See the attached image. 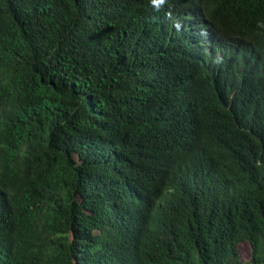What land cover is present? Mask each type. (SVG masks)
Here are the masks:
<instances>
[{
	"label": "trees",
	"instance_id": "trees-1",
	"mask_svg": "<svg viewBox=\"0 0 264 264\" xmlns=\"http://www.w3.org/2000/svg\"><path fill=\"white\" fill-rule=\"evenodd\" d=\"M0 264H264V0H0Z\"/></svg>",
	"mask_w": 264,
	"mask_h": 264
},
{
	"label": "rangeland",
	"instance_id": "rangeland-1",
	"mask_svg": "<svg viewBox=\"0 0 264 264\" xmlns=\"http://www.w3.org/2000/svg\"><path fill=\"white\" fill-rule=\"evenodd\" d=\"M239 254L244 261H247L250 257V248L248 246H241L239 248Z\"/></svg>",
	"mask_w": 264,
	"mask_h": 264
}]
</instances>
